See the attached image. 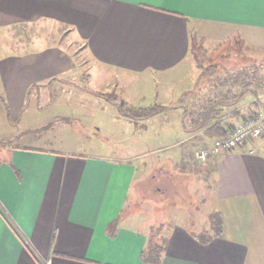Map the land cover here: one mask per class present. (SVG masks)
I'll return each instance as SVG.
<instances>
[{"label":"crops","instance_id":"0c3cea01","mask_svg":"<svg viewBox=\"0 0 264 264\" xmlns=\"http://www.w3.org/2000/svg\"><path fill=\"white\" fill-rule=\"evenodd\" d=\"M54 22L67 31L78 27L81 39L60 34L56 26L48 36ZM0 28L11 43L0 59V101L10 121L23 114L33 90L39 95L47 85L70 84L68 75L78 68L69 48L73 42L89 56L91 69L81 76L98 80L93 91L117 89L132 107L129 89L135 87L143 100L139 81L150 75L157 100L152 105L180 113L178 139L156 148L181 150L175 160L184 167L168 171L184 186L171 178L172 189L177 195L181 188L190 192L197 180L199 194L208 195L202 198L207 216L217 214L221 231L211 229L202 241L193 224L170 225L161 264H264V141L250 139L206 161L194 158L198 147L221 136L210 134L216 122L225 133L254 109L264 110L263 70L256 80L257 70L250 69L246 85L239 83L244 70L238 68L237 78L227 72L210 81L191 52L192 33L203 42L207 34H221L223 41L235 33L222 32L231 30L243 38L245 53L239 55L246 57L251 33H264V0H0ZM130 162L45 147L5 150L0 264H145L141 252L148 232L130 227L123 217L134 173Z\"/></svg>","mask_w":264,"mask_h":264},{"label":"rangeland","instance_id":"374dc122","mask_svg":"<svg viewBox=\"0 0 264 264\" xmlns=\"http://www.w3.org/2000/svg\"><path fill=\"white\" fill-rule=\"evenodd\" d=\"M53 25L52 29L47 27L48 36H53L56 26L60 34L66 32L73 38L72 40L81 39L78 27L67 31L68 28L64 24L57 25L54 22ZM41 30L44 32L43 29ZM5 31L4 28H0V59L5 58L11 51V43H7L8 35ZM236 32L224 30L222 33L228 35ZM207 35L205 42L200 36H196L202 40L204 46V62L202 68L198 66L202 72H209L210 81L224 78L227 72H231L237 78V68L244 70V74L239 76L242 79H238L241 85H246L247 79L251 80L250 69L257 70L256 80L259 77V71L263 70L264 78V33H251L246 57L240 58L239 54L230 53L214 63L210 62V58L217 45L222 42V36L221 34ZM233 36L227 39L231 40ZM63 41L60 40V45L66 47L68 40L63 39ZM69 48L75 53L78 65L77 70L68 75L70 84L47 85L39 95L33 90L25 102L23 114L15 121L9 120L7 106L0 101V158L9 147L24 146L45 147L57 152L131 161L134 173L123 212L125 224L148 232V235L154 236V240H157L160 235H165L170 225L180 223H191L198 233L208 236L207 233L213 226L212 218H209L210 215L207 216L209 211L202 202V198L208 199V195L199 194L201 188L197 180L193 181L190 192L181 188L178 195L175 194L172 189V180L182 187L184 181L182 178L178 180L177 177H170L172 172L170 173L168 169L184 167L181 166L183 165L181 160H175L179 158L178 154L181 150L177 147L160 150L156 148L171 145L178 139L180 129L176 118L180 117V113L163 111L144 119L122 116L118 112V105L129 112L130 108L132 110L149 107L157 103V100L152 97L151 76L144 75L145 82L139 81L145 89L143 100H139V93L134 90L135 87L129 89V94L133 95L134 100L132 107L129 106L128 101L123 103L124 97L121 94V97H118L117 89L113 90L116 92L113 93L117 103L113 100L109 102L96 94L97 91H93L94 87H100L98 80L94 79L92 82L82 80L84 73L91 69H87L89 56L84 46L80 42H73ZM243 52L245 53V50ZM134 84L137 83L131 85ZM137 86L140 88L138 84ZM182 111L183 108L180 109L181 113ZM184 156L187 162L194 163L191 156ZM180 159H182L181 155ZM160 165L165 167H159ZM158 187L161 189L157 190Z\"/></svg>","mask_w":264,"mask_h":264},{"label":"trees","instance_id":"16d2710c","mask_svg":"<svg viewBox=\"0 0 264 264\" xmlns=\"http://www.w3.org/2000/svg\"><path fill=\"white\" fill-rule=\"evenodd\" d=\"M244 40L240 36L239 33H235L233 38L224 40L220 42L217 47L215 48L213 55L210 58V62L214 63L221 57H223L226 54L230 53H236V54H243L244 52ZM191 52L193 54L194 60L197 63V65L202 66L204 62L203 58V52H204V46L202 43V40L199 39L195 33L191 34ZM96 94L102 96L103 98L107 100H113L115 103H117V99L111 92H95ZM169 106L160 105V104H154L149 107H143V108H135L132 110H129V112L124 111L120 105L117 106L118 111L121 115L134 118V119H144L152 117L160 112L165 111L168 109ZM209 117H215L213 116H207L204 120L208 121L210 120ZM218 122L214 125V132L210 133L211 135H223L225 133H221L218 131L219 129ZM209 218H212V229L214 230V233H219L221 230V221L217 214H210ZM208 239V236L201 235L200 239L202 241ZM166 244V238L163 235H160L157 240H154L153 235H149L147 239V243L145 246V249L141 252V258L145 262V264H161V256L164 251Z\"/></svg>","mask_w":264,"mask_h":264},{"label":"built area","instance_id":"2783aa9c","mask_svg":"<svg viewBox=\"0 0 264 264\" xmlns=\"http://www.w3.org/2000/svg\"><path fill=\"white\" fill-rule=\"evenodd\" d=\"M253 138H262L264 141V110L261 108L254 109L241 122L231 125L225 134L197 148L194 158L197 161H206L223 149L244 145Z\"/></svg>","mask_w":264,"mask_h":264}]
</instances>
